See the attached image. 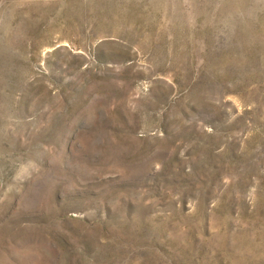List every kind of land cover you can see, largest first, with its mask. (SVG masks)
Wrapping results in <instances>:
<instances>
[{
    "label": "rangeland",
    "instance_id": "obj_1",
    "mask_svg": "<svg viewBox=\"0 0 264 264\" xmlns=\"http://www.w3.org/2000/svg\"><path fill=\"white\" fill-rule=\"evenodd\" d=\"M0 264H264V0H0Z\"/></svg>",
    "mask_w": 264,
    "mask_h": 264
}]
</instances>
